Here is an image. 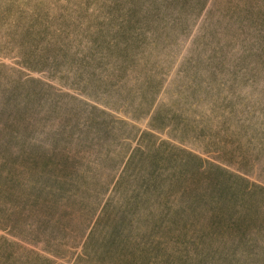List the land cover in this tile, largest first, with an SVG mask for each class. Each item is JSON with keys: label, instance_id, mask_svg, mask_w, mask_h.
<instances>
[{"label": "rangeland", "instance_id": "374dc122", "mask_svg": "<svg viewBox=\"0 0 264 264\" xmlns=\"http://www.w3.org/2000/svg\"><path fill=\"white\" fill-rule=\"evenodd\" d=\"M0 264H264V0H0Z\"/></svg>", "mask_w": 264, "mask_h": 264}]
</instances>
